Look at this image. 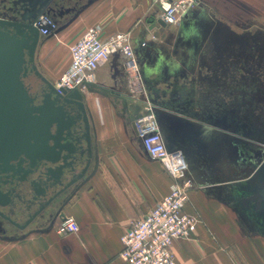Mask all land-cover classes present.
<instances>
[{"label": "crops", "instance_id": "crops-1", "mask_svg": "<svg viewBox=\"0 0 264 264\" xmlns=\"http://www.w3.org/2000/svg\"><path fill=\"white\" fill-rule=\"evenodd\" d=\"M12 1L0 0V13ZM50 7L51 10L42 13L54 21L56 31L54 35H40L35 63L51 81L69 65L68 46L93 25L100 26L102 39L116 32L130 34L144 86L142 64L158 66L165 34L179 33L186 45L232 47L231 53L224 56L230 62V71L216 63L220 59L215 54L214 66L211 63L208 68L198 65L188 70L174 62L171 71L163 70L156 79L151 78L150 94L165 106L162 118L173 150L201 159L211 174L188 171L192 186L185 211L196 212L201 218L206 217L207 222L210 217L222 218L212 228L210 223L207 229L198 223L194 239L176 240L173 252L175 264H236L234 260L230 262V254L216 249L213 252L212 235L220 238V245L235 242L246 264H264V236L259 233L251 234L250 238L242 236L223 221V217H233L228 209L233 201L226 195L236 197L237 164L253 169L243 178L245 181L259 171L257 181L248 182L249 193L261 186L264 142L253 136V118L246 117L240 124L230 118L224 124L223 88L218 81L223 76L248 78L256 70L255 53H264L261 48L256 51V47H264V0H197L174 25L159 22L160 10L154 0H52ZM223 25L231 28V37H222ZM173 40L168 39L170 43ZM239 47L242 50L245 47L246 54L242 55L246 57V65H241L244 59L239 57ZM126 72L122 56L116 59L111 56L96 69V85L114 87L116 81L119 89L112 88L114 93L130 99L131 79ZM103 101L101 116L91 120L94 158L89 173L71 190L57 195L22 233L0 234V264H127L119 256L121 235L132 220L146 214L168 193L173 180L159 161L145 151L120 113V106H115L108 94ZM234 114L230 112L229 117ZM224 133L231 135L230 145ZM224 158L228 161L226 168H223ZM208 175L217 183L202 184ZM227 176L232 178L235 188L226 185ZM236 200L240 204L239 198ZM63 216H71L78 222L76 233H57Z\"/></svg>", "mask_w": 264, "mask_h": 264}, {"label": "water", "instance_id": "water-1", "mask_svg": "<svg viewBox=\"0 0 264 264\" xmlns=\"http://www.w3.org/2000/svg\"><path fill=\"white\" fill-rule=\"evenodd\" d=\"M51 2L52 0H14L11 6L3 8L4 11L0 13V174L23 181L31 171L30 168L38 162L51 164L45 168L42 183L31 181L29 198L22 202L23 206L16 212L23 221L22 224L16 223L0 211L1 218L20 228L27 226L46 210L57 195L68 188H73L86 174L93 157L91 120L85 113L82 91L74 88L61 89V92H58L35 63V52L41 36L38 27L33 25V20L42 12L51 10ZM159 22L164 24L161 19ZM112 56L116 59L119 53H114ZM30 73L39 77L48 87V91L42 94V100L38 104L34 103V98L24 83V78ZM126 75H128L127 72ZM96 86L112 97L115 106H120V113L136 134L134 114L143 108L142 104L133 102L117 92L114 93L112 88L119 89L116 81L113 83L114 87L105 86L102 83ZM149 96L155 105L154 111L166 147L168 150H173L170 135L165 134L164 129L165 119L162 118V114H165L163 113L165 106L152 98L151 94ZM73 102L78 103L85 113L82 132H77L76 135H73L75 127L79 129L81 126L76 120L71 119L64 108V104ZM224 138L227 145H230L231 135L224 133ZM235 151L238 152V149ZM185 154L189 170H197L198 173L207 175V169L200 166L202 162L198 165L195 158L190 157L188 153ZM84 157L85 163L82 169L70 175L73 170L70 168L72 159L80 163ZM223 160L225 164L228 163L226 158ZM11 161L16 163L15 166L6 168V164ZM23 162L28 164V169L22 168ZM241 166L244 167L241 168ZM236 168L239 172L234 184L238 187L236 195L240 204L251 206L254 212L264 215V178L261 179V186L255 187L249 193L248 182H256L259 171L256 170L242 183L241 180L246 178L253 169L246 168L243 164H237ZM207 181L208 179L201 183L205 184ZM56 185L62 187L45 198ZM11 206L8 193L0 189V207L10 209Z\"/></svg>", "mask_w": 264, "mask_h": 264}, {"label": "built area", "instance_id": "built-area-1", "mask_svg": "<svg viewBox=\"0 0 264 264\" xmlns=\"http://www.w3.org/2000/svg\"><path fill=\"white\" fill-rule=\"evenodd\" d=\"M160 10L161 20L168 25L181 21L184 14L195 6L197 0H154ZM33 25L39 34H55L56 24L49 15L39 14ZM146 43L143 42L144 46ZM69 65L54 83L58 92L61 89L80 91L96 85V69L114 53L123 58V65L130 75L131 100L144 106L134 114L136 135L148 153L162 163L173 182L169 191L143 216L131 221L121 235L122 248L119 256L127 264H175L173 243L176 240H193L200 215L186 212L188 191L192 186L187 177L189 164L186 156L179 150H168L160 131L155 105L141 80L139 61L131 44L128 32H116L101 38L99 25L88 27L80 37L68 46ZM133 115V114H132ZM78 222L71 216H64L56 228L60 235L76 233Z\"/></svg>", "mask_w": 264, "mask_h": 264}, {"label": "rangeland", "instance_id": "rangeland-1", "mask_svg": "<svg viewBox=\"0 0 264 264\" xmlns=\"http://www.w3.org/2000/svg\"><path fill=\"white\" fill-rule=\"evenodd\" d=\"M222 37H231L233 32L230 27L223 25L222 29ZM244 33L246 31H243ZM165 42L160 47V53L158 56H160V60L158 61V66L153 65V63L143 62L142 65L144 67L143 70V78L146 80L145 86L147 91L150 94L151 90V78L157 77V75L162 74L163 70H170L173 67V63H177L176 65L182 66V69H188V70H194L196 66H204L206 65L207 68L209 65L214 66V59L217 60L220 59V62L217 61L218 64H223L222 68L223 70L230 71V62L225 60L224 56L229 55L231 53V46L230 45H222V46H198V45H186L187 43L181 41V35L179 33H168L164 35ZM175 39L176 41L173 43L169 42L168 39ZM261 48L262 51H264V47H256L257 49ZM215 51V52H213ZM240 55L239 57L244 59H240L241 65H246V57L242 54H246L245 47L244 50H242L241 47H239ZM215 54L217 56L215 57ZM219 54V55H218ZM256 54V60H255V67L257 69H261L264 65V53L260 51V53ZM158 56H155V59L158 60ZM213 57V58H212ZM215 57V58H214ZM221 58L223 61H221ZM229 60V59H228ZM57 79L50 80L53 84L57 82ZM255 84L253 88H251L250 81L247 83V78L242 77H234V78H227L225 76L220 77L218 79L219 84L223 88V102H224V110H223V122L226 124L227 119L235 118L234 121L243 122L246 117L253 118L254 123V132L253 136L258 141L264 142V79L261 77H256ZM238 82V83H237ZM83 96H84V103L86 106V109L88 111V114L90 116V119L97 118L101 116L100 111V104H102L104 99L106 100V94L102 90H99L94 87H86L82 90ZM231 105V106H230ZM233 105V106H232ZM251 108V110H250ZM230 112H235L236 114L229 117ZM251 113V115H250ZM249 114V115H248ZM120 116V115H116ZM228 117V118H227ZM197 160L198 165L201 164V159L195 158ZM161 166L163 167L162 163L159 161ZM225 163L223 164V168L225 167ZM200 166L205 167L203 164ZM207 169V167H206ZM208 171V170H207ZM209 175L210 172L208 171ZM229 173V172H228ZM208 175V176H209ZM229 175V174H228ZM228 183L230 189L233 188V184L231 183L232 178L230 176H227ZM210 180H213L212 176H209ZM242 183L245 182L244 179L241 180ZM216 181H207V183H215ZM206 183V184H207ZM217 183V182H216ZM200 188V186H199ZM235 188V187H234ZM229 189V190H230ZM238 191V190H237ZM236 191V192H237ZM229 198V201H233L231 206H228L230 214L233 215V217H223L224 223L227 225L233 226L234 230H238L242 236H247L250 238L251 234L259 233L262 236H264V215L258 214L253 211L251 206H242L238 203L237 195L236 197L231 196L230 194L226 195ZM263 211V210H261ZM262 213V212H261ZM201 218V217H200ZM222 218L220 217H210L209 222H207L206 217L201 218V225L208 228L207 226L210 223L211 226H216L218 223L220 224ZM212 228V227H211ZM229 230L231 227H228ZM211 238L214 240L215 244H213V252L216 249V252H224V254H230V262L233 263L232 260L236 264H246L244 255L236 245V243L232 242L229 245H220L218 236L216 238L211 235ZM242 240V239H241ZM238 239L237 241H241ZM235 241V240H234ZM209 260H213L212 257L209 258Z\"/></svg>", "mask_w": 264, "mask_h": 264}, {"label": "flooded vegetation", "instance_id": "flooded-vegetation-1", "mask_svg": "<svg viewBox=\"0 0 264 264\" xmlns=\"http://www.w3.org/2000/svg\"><path fill=\"white\" fill-rule=\"evenodd\" d=\"M3 8H7V7L4 6ZM255 69H256V67H255ZM256 77H261L264 79V65L261 69H257L254 72H252V75L247 78V83L250 81L251 88H253V86L255 84L254 79ZM24 83H25V85H27L30 95L34 98V103L35 104L40 103L42 100V94H44L48 91V87L45 84H43V82L40 80V78L37 77L36 75H34L33 73H30L28 75V77L24 78ZM91 87H94V86H91ZM95 87L97 88V86H95ZM64 108L68 112V115L71 117V119L76 120L77 123H79V125L81 126V128H79V129L77 127H75L76 129L73 128V129H75L73 132L74 133L73 135L77 134V130H78V133L82 132L83 118L85 116V113L87 114L89 120H91L90 116L88 114V111L86 109L85 103H84L85 113L83 112L82 107L78 103H74V102L64 104ZM90 133H91L92 147H93L92 128H90ZM93 149H94V147H93ZM93 158H94V150H93V157H92L91 162L89 164V168H88L86 174L83 176V178L89 173L91 165L93 163ZM72 161H73V163L70 165L71 166L70 168H73V170H71L70 175H73L74 173L76 174L82 169V167L84 166V163H85V157L82 159V161L80 163H78V160H76V159H72ZM15 164L16 163L14 161H11L10 163L6 164V168H10L11 166H15ZM49 165H51V164L50 163L45 164L44 162H38L37 164H35L34 167L30 168L31 171L25 176L26 178L23 181H17L16 179H14L11 176L5 177L4 174H0V189L2 192L8 193V196L10 197V201L12 204L10 209L0 207V211L5 213L6 215H8L16 223L22 224L23 221L20 219L19 214H17L16 212L18 209H20L23 206L22 202H24L26 199L29 198L31 181L42 183L44 180L45 168ZM21 166L24 170L28 169V164L26 162H23ZM61 187L62 186H60V185H56L53 190H51L47 193V196L45 198L54 194ZM71 189H72V187L68 188L64 192H67ZM5 223H7L9 226L8 225L5 226L4 225ZM25 228H26V226L24 228H20V227L14 225L13 223H11L10 221L5 220V219L0 217V234H2L4 236L5 235L6 236L7 235L8 236L18 235V234L22 233Z\"/></svg>", "mask_w": 264, "mask_h": 264}, {"label": "bare ground", "instance_id": "bare-ground-1", "mask_svg": "<svg viewBox=\"0 0 264 264\" xmlns=\"http://www.w3.org/2000/svg\"><path fill=\"white\" fill-rule=\"evenodd\" d=\"M77 132H78V130H77Z\"/></svg>", "mask_w": 264, "mask_h": 264}]
</instances>
